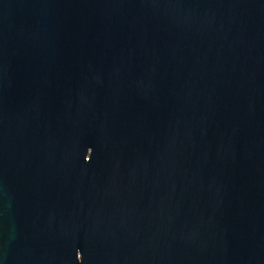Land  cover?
Listing matches in <instances>:
<instances>
[{
	"label": "water",
	"instance_id": "water-1",
	"mask_svg": "<svg viewBox=\"0 0 264 264\" xmlns=\"http://www.w3.org/2000/svg\"><path fill=\"white\" fill-rule=\"evenodd\" d=\"M0 264H264V0H0Z\"/></svg>",
	"mask_w": 264,
	"mask_h": 264
}]
</instances>
